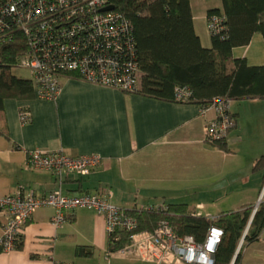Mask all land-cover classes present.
<instances>
[{"label": "crops", "instance_id": "obj_1", "mask_svg": "<svg viewBox=\"0 0 264 264\" xmlns=\"http://www.w3.org/2000/svg\"><path fill=\"white\" fill-rule=\"evenodd\" d=\"M213 2L190 0L194 32L205 48L211 46L207 11L221 9ZM260 44L263 38L254 34L248 46L235 48L232 55L254 66ZM3 108L0 197L18 190L43 196L60 189L78 196L103 189L110 192V203L125 211L184 204L191 214L216 218L257 209L264 201V167L254 169L264 156V99L231 101L235 126L223 143L225 150L203 141L206 122L196 104L165 102L75 78H61L53 100L33 94L5 99ZM21 110L30 116L27 123L20 120ZM35 150L71 157L97 154L102 160L89 176L69 175L59 185L52 173L28 167V154ZM53 214L50 207L37 210L24 228L22 248L0 252V264H151L109 256L104 218L92 210L76 209L60 227L51 224ZM6 220L0 213V236ZM77 247H90L92 255L77 256ZM241 264H264V228L244 248Z\"/></svg>", "mask_w": 264, "mask_h": 264}, {"label": "built area", "instance_id": "obj_2", "mask_svg": "<svg viewBox=\"0 0 264 264\" xmlns=\"http://www.w3.org/2000/svg\"><path fill=\"white\" fill-rule=\"evenodd\" d=\"M108 6V0H0V45L17 36L22 38L24 51L17 68L28 72L37 99H55L63 77L124 93L137 91L140 71L133 28L115 10L104 11ZM221 23V17L207 18L208 32L217 34ZM189 96L187 87H175V102L184 103ZM230 104V99H218L199 107V116L206 122L205 143L224 142L234 128ZM19 117L27 123L30 116L21 110ZM101 160L97 154L71 157L63 151L35 150L28 154L27 165L34 171L52 173L60 185L69 175L89 176ZM109 197L110 192L103 189L78 196L63 194L60 189L43 196L18 190L0 197V213L7 219L0 236V252L16 250L24 228L37 210L52 208L51 224L60 227L76 209L84 208L104 218L107 235L117 231L130 233L126 245L107 253L109 256L151 264H213L212 255L222 237L218 227L210 228L202 245L192 236H176L166 222L153 232L136 231L135 218L110 203ZM145 209L151 211L153 207ZM157 210L161 213L164 209ZM206 218L213 223L218 220Z\"/></svg>", "mask_w": 264, "mask_h": 264}, {"label": "trees", "instance_id": "obj_3", "mask_svg": "<svg viewBox=\"0 0 264 264\" xmlns=\"http://www.w3.org/2000/svg\"><path fill=\"white\" fill-rule=\"evenodd\" d=\"M221 9H210L207 18H222L221 30L210 34L211 46H202L193 28L190 0H108L132 26L140 78L135 93L153 99L175 102L174 89L187 87L190 96L181 104L202 107L212 100L231 101L264 99V66H248L245 59L234 58L235 48L249 45L254 34L264 41V0H220ZM24 51L20 36L0 45V118L5 99H28L33 96L29 80L16 78L10 70L17 68ZM177 103V102H175ZM1 135H5L0 132ZM6 136V135H5ZM225 142V141H224ZM224 142L214 144L225 150ZM264 167V156L254 169ZM153 207V206H149ZM127 211L137 223L136 231L153 232L166 222L176 236H192L202 245L211 227L221 229L222 237L213 255V264H241L242 250L256 242L264 228V201L252 208L221 214L216 222L191 214L187 205L173 204ZM157 208H163L160 213ZM243 244L235 257L247 229ZM130 233L117 231L107 235V253L124 247ZM117 238V241H114ZM22 248V238L16 250ZM75 254L90 257V247H77Z\"/></svg>", "mask_w": 264, "mask_h": 264}, {"label": "rangeland", "instance_id": "obj_4", "mask_svg": "<svg viewBox=\"0 0 264 264\" xmlns=\"http://www.w3.org/2000/svg\"><path fill=\"white\" fill-rule=\"evenodd\" d=\"M202 1V0H201ZM206 1V3H212V4H215L213 1L214 0H205ZM215 1H217V4H220L221 5V2L219 1V0H215ZM205 31H206V33H208L209 34V32H208V30H207V27H205ZM255 53H256V59L258 58V60L257 61H255V65L254 66H264V59H263V53H264V46H263V44H260V45H258V47H257V45H256V47H255ZM251 54V53H250ZM249 54V55H250ZM10 73L13 75V76H15L16 78H19V79H23V80H29L30 79V76H29V74H28V72L27 71H25V70H21V69H19V68H13V69H11L10 70ZM232 131V129L229 131V132H231ZM229 134V133H228ZM228 136V135H227ZM245 248V247H244ZM244 248H243V250H244ZM243 250H242V253H243Z\"/></svg>", "mask_w": 264, "mask_h": 264}, {"label": "water", "instance_id": "obj_5", "mask_svg": "<svg viewBox=\"0 0 264 264\" xmlns=\"http://www.w3.org/2000/svg\"><path fill=\"white\" fill-rule=\"evenodd\" d=\"M112 10H113V7H112V6H108V7H106V8L104 9V11H112ZM253 214H254V213H252V216H253ZM252 216H251L250 221H249V223H248L247 229H246V231L244 232V235H243V237H242V239H241V241H240V243H239V246H238V248H237V251H236V254H235L234 259L236 258V256L238 255V253H239V251H240V249H241V246H242V244H243V239H244V237H245V235H246V233H247V230H248V228H249V226H250V223H251V220H252Z\"/></svg>", "mask_w": 264, "mask_h": 264}]
</instances>
